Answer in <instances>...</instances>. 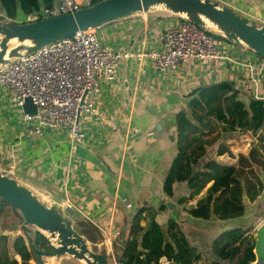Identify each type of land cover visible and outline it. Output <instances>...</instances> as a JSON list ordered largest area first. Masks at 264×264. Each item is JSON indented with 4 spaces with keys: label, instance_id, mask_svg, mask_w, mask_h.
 <instances>
[{
    "label": "crops",
    "instance_id": "0c3cea01",
    "mask_svg": "<svg viewBox=\"0 0 264 264\" xmlns=\"http://www.w3.org/2000/svg\"><path fill=\"white\" fill-rule=\"evenodd\" d=\"M212 1L248 19L251 15L250 21L264 25V0ZM25 16L20 14L16 20ZM180 20L179 15L156 9L112 20L94 32L101 43L117 50H161L160 34ZM216 41L223 58L189 59L166 72L157 70L149 58L126 59L115 79L101 83L94 96L102 115L80 124L83 144L72 145L66 129L45 127L40 136L27 134L21 108L9 91L0 87V172L25 185L47 205H55L74 224L76 218L93 224L102 239L91 244L99 247L100 253L103 250L109 261L115 260L113 244L137 209L147 204L162 206L157 222L165 226L168 219L176 221L188 242L203 252L209 263L212 240L223 229L243 224L244 216L231 220L191 217L187 209L194 202H177L188 193L185 182L175 183L173 196H165L163 178L176 154V114L187 111L188 98L198 89L213 84H232L244 101L249 96L264 99V59L244 45ZM215 149L207 151V159L233 163L224 159L227 152L215 156ZM21 233L16 224L0 228V234H8L11 243ZM69 258L48 262L61 264Z\"/></svg>",
    "mask_w": 264,
    "mask_h": 264
},
{
    "label": "trees",
    "instance_id": "16d2710c",
    "mask_svg": "<svg viewBox=\"0 0 264 264\" xmlns=\"http://www.w3.org/2000/svg\"><path fill=\"white\" fill-rule=\"evenodd\" d=\"M98 1L90 0L85 6ZM54 4L55 0H0L3 13L0 21L29 15ZM199 27L215 39L229 41ZM175 127L176 154L162 182L165 196H173L175 183L185 182L188 193L177 202H194L187 209L191 217L203 220L243 217L244 199L255 202L264 189V99L249 96L244 101L229 83L204 86L188 98L187 111L176 114ZM237 132H250L254 137L246 154H239L233 163L206 158L207 151L214 146L215 156L229 152L219 141L224 135L227 139ZM4 206H9L20 218L15 224L20 225L23 233L15 235L12 243L8 234H0V264H32L35 259L25 236L23 218L0 199V211ZM161 210L162 206L155 208L147 204L137 209L122 237L113 244L116 264H252L255 260V240L243 224L225 228L215 236L208 263L206 255L188 242L176 221L168 219L165 226L157 222L156 216ZM75 224L90 243L102 239L100 231L89 221L76 218ZM61 264L79 263L69 258Z\"/></svg>",
    "mask_w": 264,
    "mask_h": 264
},
{
    "label": "built area",
    "instance_id": "2783aa9c",
    "mask_svg": "<svg viewBox=\"0 0 264 264\" xmlns=\"http://www.w3.org/2000/svg\"><path fill=\"white\" fill-rule=\"evenodd\" d=\"M89 1L59 0L20 22L73 13ZM159 39L161 50H117L101 43L94 29L78 31L0 66V87L6 88L21 108L27 134L40 136L45 127L66 129L72 145L83 144L80 124L102 115L95 107L94 96L101 83L115 79L126 59L149 58L157 70L166 72L189 59L210 61L224 57L211 34L182 18L165 28ZM26 98L35 105V113L23 111Z\"/></svg>",
    "mask_w": 264,
    "mask_h": 264
},
{
    "label": "water",
    "instance_id": "95a60500",
    "mask_svg": "<svg viewBox=\"0 0 264 264\" xmlns=\"http://www.w3.org/2000/svg\"><path fill=\"white\" fill-rule=\"evenodd\" d=\"M160 9L182 19L207 27L215 26L219 35L244 45L264 59V25H257L226 5L212 0H101L73 13L41 18L31 22L0 24V66L13 58L28 55L42 46L94 29L112 20ZM22 109L35 113L26 98ZM0 199L10 204L23 218L29 247L37 264H55L48 259L69 256L83 264H113L89 243L78 227L55 205H47L29 188L8 174L0 172ZM252 264H264V221L255 229Z\"/></svg>",
    "mask_w": 264,
    "mask_h": 264
},
{
    "label": "rangeland",
    "instance_id": "374dc122",
    "mask_svg": "<svg viewBox=\"0 0 264 264\" xmlns=\"http://www.w3.org/2000/svg\"><path fill=\"white\" fill-rule=\"evenodd\" d=\"M5 22H15L14 20H2L1 23ZM21 23V22H17ZM205 29L218 34V32L213 29L211 26L204 27ZM254 141V137L250 132L243 135H234L232 137H228V139H220V142H223L224 145L231 150L227 152L224 156V159L228 161L235 162L238 158L240 152H247L250 148L252 142ZM233 154V155H232ZM232 155V156H231ZM223 159V160H224ZM235 160V161H234ZM246 204V215H244L243 226L249 228L248 233L254 235L255 229L264 221V197L258 198L255 202H249L247 199H244ZM15 216V218L13 217ZM17 215L9 206L2 207L0 211V228H4L10 226L12 224L20 222V218L16 217ZM98 249H100L98 247ZM210 255H211V251ZM205 255V254H204ZM212 257V255H211ZM111 263L116 264L112 259ZM200 264V263H199Z\"/></svg>",
    "mask_w": 264,
    "mask_h": 264
},
{
    "label": "bare ground",
    "instance_id": "6f19581e",
    "mask_svg": "<svg viewBox=\"0 0 264 264\" xmlns=\"http://www.w3.org/2000/svg\"><path fill=\"white\" fill-rule=\"evenodd\" d=\"M208 26H211L213 29H215V26H213L211 23H208ZM50 260V259H49ZM50 262V261H49Z\"/></svg>",
    "mask_w": 264,
    "mask_h": 264
}]
</instances>
